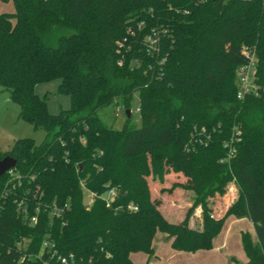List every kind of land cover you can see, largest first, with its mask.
<instances>
[{
  "label": "trees",
  "instance_id": "trees-1",
  "mask_svg": "<svg viewBox=\"0 0 264 264\" xmlns=\"http://www.w3.org/2000/svg\"><path fill=\"white\" fill-rule=\"evenodd\" d=\"M0 1L15 8L0 14V86L18 118L47 135L39 145L24 138L0 151V161H17L21 178L7 197L11 178L0 180V264H44L22 257L44 253L46 239L72 264H137L131 255L152 258L158 234L175 252L211 251L228 218L250 221L255 237L242 234L245 264H264V0ZM246 51L256 59L259 91L240 100ZM51 81L71 99L58 115L35 92ZM136 94L139 128L127 120L115 130L98 116L112 104L131 111ZM235 127L243 141L222 163ZM151 163L162 179L185 180L162 194L194 193L183 223L168 221L152 197ZM231 183L238 198L212 217L210 200ZM83 186L97 195L89 208ZM110 189L117 197L108 207L101 197ZM28 190L25 215L18 201ZM130 204L138 211L129 212ZM38 205V223L30 225ZM53 205L69 210L57 220L46 211ZM198 207L196 229L189 219Z\"/></svg>",
  "mask_w": 264,
  "mask_h": 264
},
{
  "label": "rangeland",
  "instance_id": "rangeland-1",
  "mask_svg": "<svg viewBox=\"0 0 264 264\" xmlns=\"http://www.w3.org/2000/svg\"><path fill=\"white\" fill-rule=\"evenodd\" d=\"M14 12L15 8L12 1L7 3L0 1V14H14ZM59 85V81H51L39 84L35 87L36 94L46 102L47 108L52 115H58L61 112L68 111L71 107L70 97L59 93ZM125 113L126 109L123 105L117 106L116 104H112L101 109L98 112V116L115 130H121L127 122ZM131 115L132 125L139 128L141 126V117L139 114V97L137 94L133 97L131 102ZM18 117L19 107L11 100L8 92H5L0 86V151L3 153L8 152L12 148V143L16 137L33 140L37 145L43 143L47 138L44 131L35 130L30 124L20 120ZM147 177L150 179L152 197L160 203L159 210L161 213L172 223H183L187 217L188 211L193 207L194 193L191 190L180 187L175 189L170 194H162L161 190L170 189L174 183H184L185 180L183 178L178 180L175 176H168L165 179H162V177L155 171V164L153 163L150 164L147 171ZM162 181H164V183ZM83 191L84 204L86 205L88 203L87 199L89 200L91 196L86 192V190ZM237 198V186L235 183H231L222 197L217 195L214 199L210 200L212 217H223L227 208L230 207V205H232ZM228 223L229 222L225 223L224 226V228L226 227V231ZM189 225L192 228H201V207L196 208L194 213L191 215ZM237 229L238 228L232 231L230 239L228 240V247L226 251L227 253L232 254L236 264H245L246 255L242 247V233ZM253 234L255 237V233ZM167 242L169 241L166 239L165 235L158 234L154 242V249L160 250L162 245ZM131 259L137 264H156L160 262L164 264L162 253L160 254L156 251L152 258H149L145 254H133L131 255Z\"/></svg>",
  "mask_w": 264,
  "mask_h": 264
},
{
  "label": "built area",
  "instance_id": "built-area-1",
  "mask_svg": "<svg viewBox=\"0 0 264 264\" xmlns=\"http://www.w3.org/2000/svg\"><path fill=\"white\" fill-rule=\"evenodd\" d=\"M151 46L154 49V43L151 44ZM150 51H153L152 49ZM246 56L248 59L247 64L239 67L237 70V86H238V99L244 100L247 96L249 95H258V86L256 84V76H257V69H256V59L255 56L250 52L246 51ZM119 110V108H118ZM243 141V132L240 127H235L233 129L232 135L230 139L224 144V149L226 150V157L221 161L222 163H229L231 162L237 155L238 152V146L242 143ZM9 176H10V181L9 185H7L10 189L7 192V195H4V197H7L10 191H13L17 188V185L15 183H18L19 186H21V178L20 176L13 170L9 171ZM83 190H86L85 187L83 186ZM87 193L90 194L89 200L87 199V204L86 208H89L93 205L95 199L97 198V195L94 193H91L86 190ZM40 190L39 188L35 189L33 193V199H38L39 197ZM31 195V190H28L25 194L24 197L20 198L18 201V207L22 214H28V198H30ZM41 197V196H40ZM117 197V191L114 189H110L104 196L101 198L105 200L107 203V206L109 207L111 203L116 199ZM86 199V198H85ZM30 200V199H29ZM69 206L65 205L63 207L53 205L51 207H48L46 211L50 214L51 218H55L57 220L62 219L65 214L68 212ZM127 210L129 212H137L138 208L130 204L127 207ZM40 213V206L38 205L37 208V214L30 218L29 224L34 225L38 223V214ZM29 245L28 240H23L19 244V246L26 251L27 247ZM55 245L48 239H46L43 243V248L42 250L44 253H41L40 255H33V254H23L22 257V262L23 261H40L44 264L49 263L50 260H55L58 264H72L74 259L73 256H70L69 258L63 257L61 255H58L57 252L54 250Z\"/></svg>",
  "mask_w": 264,
  "mask_h": 264
},
{
  "label": "crops",
  "instance_id": "crops-1",
  "mask_svg": "<svg viewBox=\"0 0 264 264\" xmlns=\"http://www.w3.org/2000/svg\"><path fill=\"white\" fill-rule=\"evenodd\" d=\"M18 139L21 138H14L12 148ZM11 149L8 152H10ZM226 221L229 222L227 226V231L226 227L223 228L224 231H222L219 237L215 240L214 249L211 251H199L192 254L175 252L171 248V244L169 243L170 241L163 244L160 250L155 249V251L160 254L162 253V256L164 258V264H236L234 257H232V254L227 253L226 251L231 233L234 229L238 228L237 230L241 231L242 234L245 232H249L254 237V227L248 219L236 220L228 218ZM156 264H162V262Z\"/></svg>",
  "mask_w": 264,
  "mask_h": 264
},
{
  "label": "water",
  "instance_id": "water-1",
  "mask_svg": "<svg viewBox=\"0 0 264 264\" xmlns=\"http://www.w3.org/2000/svg\"><path fill=\"white\" fill-rule=\"evenodd\" d=\"M125 114L127 120L130 121L132 119L131 111L126 110ZM16 165H17V161L11 156H7L2 161H0V180L4 175L9 173V171L15 169Z\"/></svg>",
  "mask_w": 264,
  "mask_h": 264
}]
</instances>
